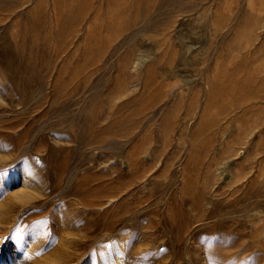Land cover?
Listing matches in <instances>:
<instances>
[{
    "label": "rangeland",
    "instance_id": "374dc122",
    "mask_svg": "<svg viewBox=\"0 0 264 264\" xmlns=\"http://www.w3.org/2000/svg\"><path fill=\"white\" fill-rule=\"evenodd\" d=\"M8 229L0 264H264V0H0Z\"/></svg>",
    "mask_w": 264,
    "mask_h": 264
},
{
    "label": "bare ground",
    "instance_id": "6f19581e",
    "mask_svg": "<svg viewBox=\"0 0 264 264\" xmlns=\"http://www.w3.org/2000/svg\"><path fill=\"white\" fill-rule=\"evenodd\" d=\"M26 179L27 178L24 177L23 185L20 188L13 191L16 193V195H18L21 198H26L27 196H30L32 194V191H33L32 187L29 186V183L26 181ZM11 182H15L13 178L10 180V183ZM12 222H13V220H11V223ZM9 231H10L9 229L6 230L5 233H3L2 236H0V245L5 244V241L8 239V236H9Z\"/></svg>",
    "mask_w": 264,
    "mask_h": 264
}]
</instances>
